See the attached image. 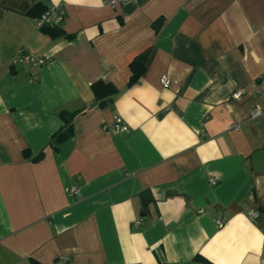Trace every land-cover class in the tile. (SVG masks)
Returning <instances> with one entry per match:
<instances>
[{"label": "crops", "instance_id": "obj_1", "mask_svg": "<svg viewBox=\"0 0 264 264\" xmlns=\"http://www.w3.org/2000/svg\"><path fill=\"white\" fill-rule=\"evenodd\" d=\"M108 1L0 0V264H264V0ZM63 109L82 111L56 151Z\"/></svg>", "mask_w": 264, "mask_h": 264}, {"label": "trees", "instance_id": "obj_2", "mask_svg": "<svg viewBox=\"0 0 264 264\" xmlns=\"http://www.w3.org/2000/svg\"><path fill=\"white\" fill-rule=\"evenodd\" d=\"M47 9L43 6L36 5L33 9H31L28 14L33 16L34 19L40 17ZM43 31L49 33L50 35L56 37L63 35V31L61 28H42ZM68 38L72 39L73 35H67ZM149 57V50L139 54L135 57V59L130 64V69L132 71V77L129 82V85H133L140 80L143 74L146 71L147 61ZM95 101L98 106L105 107L111 104L114 101V97L119 93L118 88L110 83L99 80L94 82L91 86ZM80 111H69V110H61L59 112V116L62 119L64 125L62 128L57 131L51 138L50 145L54 150H59V146L65 141L71 139L74 136V121L75 118ZM44 156V152H40L34 159L36 161L42 159ZM142 203H143V215H146L149 204L154 202V198L150 190H146L140 194ZM199 259V258H196ZM160 264V263H157Z\"/></svg>", "mask_w": 264, "mask_h": 264}, {"label": "built area", "instance_id": "obj_3", "mask_svg": "<svg viewBox=\"0 0 264 264\" xmlns=\"http://www.w3.org/2000/svg\"><path fill=\"white\" fill-rule=\"evenodd\" d=\"M130 1L136 0H109L108 3L114 6L117 3H128ZM36 24L39 28H61L66 21V12L63 8L58 6H51L38 18L35 19ZM15 62H23L28 66L41 67L46 63V59L39 53H28L24 49L19 50L17 57L14 59ZM160 84L163 88L167 89L170 87V81L166 76L160 78ZM245 93L244 90L238 91L234 97L239 100L242 95ZM264 116V107H256L251 112V117L253 119H258ZM113 131L116 134H128L130 132V127L125 123L122 118H117L113 124ZM211 184H216L214 178H210ZM76 192L75 189H73ZM259 217L258 211H251L248 213V218L250 220H255ZM141 222H137V225H140ZM219 225H222V222H219Z\"/></svg>", "mask_w": 264, "mask_h": 264}]
</instances>
